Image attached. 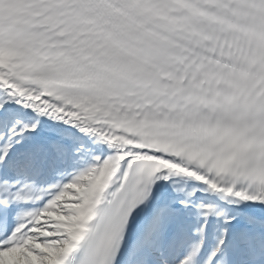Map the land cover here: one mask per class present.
<instances>
[{
	"label": "snow or ice",
	"instance_id": "1",
	"mask_svg": "<svg viewBox=\"0 0 264 264\" xmlns=\"http://www.w3.org/2000/svg\"><path fill=\"white\" fill-rule=\"evenodd\" d=\"M0 264H264V0H0Z\"/></svg>",
	"mask_w": 264,
	"mask_h": 264
}]
</instances>
